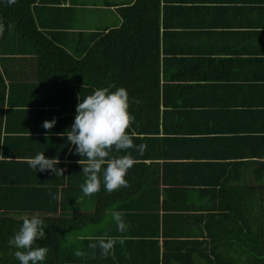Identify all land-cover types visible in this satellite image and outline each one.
I'll list each match as a JSON object with an SVG mask.
<instances>
[{
    "label": "trees",
    "instance_id": "trees-1",
    "mask_svg": "<svg viewBox=\"0 0 264 264\" xmlns=\"http://www.w3.org/2000/svg\"><path fill=\"white\" fill-rule=\"evenodd\" d=\"M64 2L16 0L9 6L7 0H0V21L5 25L0 35V155L9 159L0 161V264H20L13 255L17 249L10 248L8 241L20 229L25 216H37L44 222L45 238L37 239L34 245L49 248L42 264H112L111 256L103 257L99 248L95 256L92 255L88 245L96 236H83L74 241L64 237L100 221L108 201L115 200L121 190L127 189L109 194L101 186L91 197L83 195L81 185L85 177L81 167L84 165L78 161L84 158L75 154V146L68 143L66 136H61L71 130L81 102L78 97L83 99L100 88L110 91L125 88L129 95V112L134 117L128 131L134 145H140L144 144L146 134L156 132L158 106L164 105L174 93V87L159 83L160 70L161 77L166 79L179 73L185 74V78H197L202 76L203 70L212 67L209 64L215 63L205 58L195 70L196 66H190L184 58L160 55L162 38H159L158 26L167 0H133L118 7L115 12L119 24L115 28L106 29L104 33H74L79 47L66 50L59 40L62 34H68L73 11L64 6ZM185 89L188 87L176 88ZM15 118H19L20 123L14 122ZM54 118L55 126L45 130L43 123ZM20 133L37 135L28 139L39 145L35 147L36 144L26 142ZM40 152L48 159H59L56 167L64 169L62 177H56L50 170L37 174L39 171L29 166L28 158ZM135 152L133 147L126 152L113 151L111 155L141 156L139 152L134 155ZM129 174L128 171L127 182ZM142 192L156 197L153 189H142ZM219 193L225 194L229 204L214 206L215 212L206 210L204 228L208 250H203L201 261L205 264H264V188ZM57 194L61 199H53ZM87 200L95 201L92 213L85 210ZM147 223H154V232L151 235L143 232L140 240H135L144 241L145 237L153 243L156 241L155 217L151 216ZM131 235L128 232L117 234L138 238ZM77 249L88 255L76 257ZM197 253L194 251L196 257ZM193 259L184 257L176 261L181 264L200 261ZM163 261L161 255L159 258L154 255L150 262Z\"/></svg>",
    "mask_w": 264,
    "mask_h": 264
},
{
    "label": "crops",
    "instance_id": "crops-1",
    "mask_svg": "<svg viewBox=\"0 0 264 264\" xmlns=\"http://www.w3.org/2000/svg\"><path fill=\"white\" fill-rule=\"evenodd\" d=\"M132 1L65 0L63 5L72 9L73 16L68 34L59 41L70 51L79 47L74 33L115 28L119 24L116 8ZM165 6L158 26L163 43H159L160 55L184 58L195 70L208 58L215 63L197 78L179 73L166 79L160 70L159 83L171 85L174 93L158 106L156 132L143 137L145 152L133 158L130 180L122 187L130 190H121L115 200L108 201L102 219L88 225L95 227L92 236L117 239L109 254L112 264H154L150 262L154 255L163 257L160 264H181L176 260L184 257L200 260L193 264H205L201 260L203 250H208L206 210L215 212L217 205L229 204L219 192L264 188V2L167 0ZM107 14L114 16V24L101 25ZM83 20L90 25H79ZM179 86L188 89L176 90ZM20 134L36 144L28 138L37 135ZM142 189H153L156 197L144 195ZM85 205L86 211H94V200ZM113 212L123 214L126 229L131 230L124 232L138 238L117 236ZM151 216L157 222L156 241L135 240L143 232H154V223H147ZM74 234L64 237L74 241L79 238Z\"/></svg>",
    "mask_w": 264,
    "mask_h": 264
},
{
    "label": "clouds",
    "instance_id": "clouds-1",
    "mask_svg": "<svg viewBox=\"0 0 264 264\" xmlns=\"http://www.w3.org/2000/svg\"><path fill=\"white\" fill-rule=\"evenodd\" d=\"M16 0H7L9 6L14 5ZM9 29L11 24L7 26ZM5 31V25L0 21V35ZM115 88V85H112ZM78 103L77 115L71 130H66L61 134L62 138L66 136L70 145L75 146V154L84 159L78 161L82 168V174L85 177L81 189L84 196L91 197L97 193L101 184L108 192H114L122 187H127L126 176L129 169L133 166L134 160L130 155H111L126 152L133 147L142 155L146 144L134 145L133 138L129 134V129L134 121V117L129 112V95L123 87L110 91L109 88H100L92 94L87 95ZM137 103L139 101H136ZM56 124V119L45 121L43 128L51 130ZM4 157L0 155V159ZM29 166L35 171L50 170L56 177L64 175V169L57 168L58 158L48 159L44 152L38 153L34 158H28ZM83 198V197H81ZM53 199H61L57 194ZM123 214L113 212L112 218L119 232L126 230V224L122 219ZM45 238V225L42 219L37 216L31 218L25 216L20 229L9 239L10 248H15L14 257L20 264H42L45 260L49 248L34 247L37 239ZM121 244L123 240L119 241ZM117 243L115 237L107 235L94 238V242L88 247L95 256L97 248L101 255L107 257L112 253L114 245ZM74 255L78 258L86 257L87 252L77 249Z\"/></svg>",
    "mask_w": 264,
    "mask_h": 264
},
{
    "label": "rangeland",
    "instance_id": "rangeland-1",
    "mask_svg": "<svg viewBox=\"0 0 264 264\" xmlns=\"http://www.w3.org/2000/svg\"><path fill=\"white\" fill-rule=\"evenodd\" d=\"M87 1V0H86ZM109 12V11H108ZM105 18L106 19H103L102 21H101V25H106V26H108V25H110V24H114V16L113 17H111L110 15H106L105 16ZM79 25H81V26H85V25H90V23H89V20H86L85 22H84V20L83 21H81V22H79ZM96 28H98V29H100L101 27L100 26H97ZM85 39V38H84ZM95 233V227H90V226H85V227H83V228H81L80 230H78L77 231V233H76V235L77 236H79V237H81V236H91V235H93ZM69 234V233H68ZM67 234V235H68ZM66 238V237H65ZM68 239V238H67ZM62 242H65L64 241V238H62V240H61Z\"/></svg>",
    "mask_w": 264,
    "mask_h": 264
}]
</instances>
